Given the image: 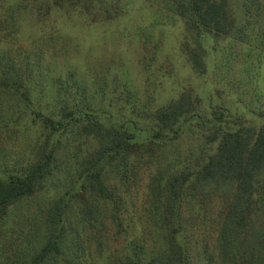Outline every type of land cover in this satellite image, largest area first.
Instances as JSON below:
<instances>
[{
	"label": "trees",
	"instance_id": "1",
	"mask_svg": "<svg viewBox=\"0 0 264 264\" xmlns=\"http://www.w3.org/2000/svg\"><path fill=\"white\" fill-rule=\"evenodd\" d=\"M120 1L52 6L116 21ZM162 1L191 71L213 79L205 97L190 84L159 107L99 105L74 73L44 93L0 66L8 127L32 142L0 164V264H264V0ZM144 180L153 242L111 253Z\"/></svg>",
	"mask_w": 264,
	"mask_h": 264
},
{
	"label": "rangeland",
	"instance_id": "2",
	"mask_svg": "<svg viewBox=\"0 0 264 264\" xmlns=\"http://www.w3.org/2000/svg\"><path fill=\"white\" fill-rule=\"evenodd\" d=\"M118 14V19L111 21L108 15L79 16L75 7H53L52 0H0V66L23 69L25 77L34 79L35 87L44 93L58 87L57 79L74 73L76 79L94 88L99 105L107 102H100L106 96L124 92L141 106L159 107L190 84L198 86L202 96L207 95L204 83L213 79H199L191 71L180 51L183 25L162 0H123ZM261 83L264 88V70ZM232 90L250 100V94L237 92L244 91L243 87ZM0 105V164L14 155L23 161L29 155L31 138L23 140L21 132L8 127L5 111L9 105ZM119 107L125 109L124 102ZM146 185L147 181H142L129 200L132 228L126 238L111 240V253L129 241H146L150 247ZM39 202L43 203L44 197ZM0 256L6 259L4 252Z\"/></svg>",
	"mask_w": 264,
	"mask_h": 264
}]
</instances>
